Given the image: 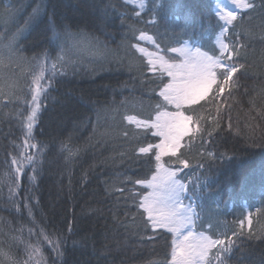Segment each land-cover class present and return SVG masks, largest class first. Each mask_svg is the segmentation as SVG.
Wrapping results in <instances>:
<instances>
[{
  "label": "trees",
  "instance_id": "trees-1",
  "mask_svg": "<svg viewBox=\"0 0 264 264\" xmlns=\"http://www.w3.org/2000/svg\"><path fill=\"white\" fill-rule=\"evenodd\" d=\"M251 2L229 25L217 0H0V54L17 61L0 64V264H172V234L139 207L160 137L126 119L175 111L159 95L170 78L142 44L166 58L189 44L244 65L223 93L213 85L181 109L190 132L162 162L188 187L195 231L232 241L211 250V264H264V0ZM66 30L87 42L82 50L62 40ZM40 62L46 93L28 138ZM27 155L35 172L26 166L12 183V161Z\"/></svg>",
  "mask_w": 264,
  "mask_h": 264
},
{
  "label": "snow or ice",
  "instance_id": "snow-or-ice-1",
  "mask_svg": "<svg viewBox=\"0 0 264 264\" xmlns=\"http://www.w3.org/2000/svg\"><path fill=\"white\" fill-rule=\"evenodd\" d=\"M232 2L242 9L254 7L251 0H232ZM140 7H144V4L141 3ZM221 18L226 24L231 25L237 17L234 12L228 11L222 13ZM62 40L70 42L74 50H82L87 43L79 34L72 33L70 30L64 32ZM220 51L229 52L230 59H234L240 54L236 48L229 49L228 45L222 42L220 43ZM171 52L177 53L178 58L169 57L166 59L158 54H149L152 56L149 64L152 65L153 71L158 67L161 75L166 73L170 78L159 95L163 97L167 105L174 106L175 111H161L158 105L154 120L141 122L133 116L126 117L130 124H135L137 128L155 129L153 135L161 137L160 143L154 146L158 149L155 154L157 173L152 176L151 180L138 181L145 183L151 189L139 207L144 209L148 217L146 223H149L154 230L166 229L172 234V264H211L209 259L211 250L218 245H225L226 243L231 245L232 241L213 240L202 232H195L194 226L198 218L196 209L192 203L187 206L183 205L184 194L188 191V187L179 179L178 170L165 167L162 157L169 154L175 156L181 140L190 132L189 123L192 121V117L185 115L181 109L185 105H195L205 99L213 89V85H216L218 94L223 93L230 83L234 85L237 82L233 77L244 68V65L224 64L219 57L202 52L199 48L191 52L185 47H173ZM37 67L39 71L34 72L32 79V84L35 87L32 89L30 113L24 123L28 138H32L33 129L39 119L41 93H46V89L41 84L44 79V63H38ZM55 68L56 64H53V75H55ZM220 69L223 71L219 72ZM218 72L223 77L222 81L217 79ZM28 146L36 147V145L31 144ZM152 148V145L140 147L139 152L147 154ZM12 163L18 164L15 173L9 176L12 183L16 182L19 174L24 172L26 166H32L33 172L36 170V159L32 155L25 156L23 161L13 160ZM180 163H184V166L187 167L184 161H180ZM28 179L34 182L36 176H29ZM16 186L18 187V184ZM29 215H31L30 211ZM69 231H71V226H69ZM34 251L38 252L39 249H34ZM223 251L227 252L229 248L225 247ZM217 258H219L218 255Z\"/></svg>",
  "mask_w": 264,
  "mask_h": 264
},
{
  "label": "rangeland",
  "instance_id": "rangeland-1",
  "mask_svg": "<svg viewBox=\"0 0 264 264\" xmlns=\"http://www.w3.org/2000/svg\"><path fill=\"white\" fill-rule=\"evenodd\" d=\"M217 4H218V10H219V12H220V14H222V13H226V12H228V11H232V12H234L235 13V11L239 8L236 4H234L233 2H232V0H217ZM143 39V41H145L146 43H149L151 40L149 39V38H147V37H143L142 38ZM180 47H185V48H187L189 51H191V52H194L195 51V49L196 48H192L189 44H185V45H182V46H180ZM179 48V47H178ZM139 49H140V51L141 52H143L147 57H148V59L150 60V59H152V56H150L149 54H153V55H155V54H158V55H160V56H164V55H162V54H159L158 52H155L154 50H150L149 48H147L144 44H142V45H140L139 46ZM175 55H177L178 56V54L177 53H174ZM4 55V54H3ZM165 57V56H164ZM166 58V57H165ZM167 59V58H166ZM0 60L2 61L0 64H5L6 62L7 63H16L17 61H16V59L14 58V59H11L10 57H8V58H6L5 56H2V54H0ZM152 66V65H151ZM157 69H159L158 67H157ZM30 104H31V101H30ZM167 111H169V110H167ZM142 122V121H141ZM154 131H155V129H154ZM160 141H161V137H160ZM160 143V142H159ZM166 167V166H165ZM157 173V172H156ZM155 173V174H156ZM154 174V175H155ZM152 179V177L149 179V180H151ZM145 186H146V184L145 183H143ZM147 187V186H146ZM148 188V187H147ZM149 192H151V189L150 188H148V192H147V194L145 195V196H147L148 194H149ZM196 232V231H195ZM197 233H200V232H197Z\"/></svg>",
  "mask_w": 264,
  "mask_h": 264
}]
</instances>
